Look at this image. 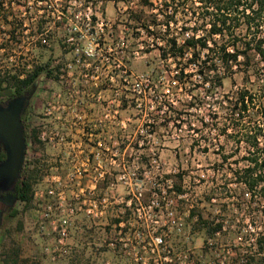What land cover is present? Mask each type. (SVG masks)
Returning a JSON list of instances; mask_svg holds the SVG:
<instances>
[{"label":"rangeland","instance_id":"obj_1","mask_svg":"<svg viewBox=\"0 0 264 264\" xmlns=\"http://www.w3.org/2000/svg\"><path fill=\"white\" fill-rule=\"evenodd\" d=\"M2 1L0 72L13 74L49 64L53 75L45 71L38 78L27 119L25 163L39 160L44 176L35 185L34 207L23 215V232L15 230L20 215L1 227L0 251L7 229L20 242L22 260L26 259L21 264H153L158 258L151 251L153 239L160 234L176 251L185 250L194 264H233L240 252L253 251L252 241L238 234L242 226L253 232L254 225L242 221L231 203L226 205L230 199L225 197L222 168L230 171L238 155L222 166L218 152L220 144L229 152L235 143L218 137L209 125L215 110L217 122L224 120L215 98L243 85L242 74L226 76L210 97L207 85L187 67V59L163 60L158 48L143 44L148 37H139L132 19L154 18L150 6H143L148 0H92L100 22L109 20L110 25L91 37L94 55L84 60L90 65L82 61L90 41L78 40L79 50L66 41L68 27L79 22L75 14L84 12L80 0ZM167 3L178 12L172 31L180 40L181 27L193 33L195 23L201 24L200 0ZM118 59L126 64L127 76L115 67ZM32 128L39 130L38 144L31 140ZM177 186L187 194L183 200L177 201L172 192ZM159 189H167L178 202L181 229H175L178 221L173 222L167 210L156 212V207L145 205L130 210L128 202L140 203V192L144 204L153 205L158 198L153 191ZM59 193L64 198L60 209ZM16 205L22 210V203ZM49 205L53 207L46 216ZM193 206L217 220L227 218L224 232L210 241L203 232H193V221L185 214ZM168 221L175 226L172 232L163 227ZM61 224L68 228L62 242L54 229Z\"/></svg>","mask_w":264,"mask_h":264},{"label":"trees","instance_id":"obj_2","mask_svg":"<svg viewBox=\"0 0 264 264\" xmlns=\"http://www.w3.org/2000/svg\"><path fill=\"white\" fill-rule=\"evenodd\" d=\"M200 2L203 9L198 13L201 24L195 23L192 35L182 44L177 42L176 37L169 38L171 48L161 47V55L164 59L171 55L180 62L189 53L187 63L198 66L197 73L212 98L216 88L223 86L226 76L242 74L243 85L224 93L220 99L215 98L214 103L225 114L224 120L217 122L219 111L215 110L209 125L215 127L218 137L224 136L235 143L229 152L225 151L224 144H220L221 165L225 166L238 155L233 160L236 166L231 164L230 171L222 168L226 179L224 193L228 195L225 197L230 199L226 205L231 203L241 220L245 222L248 219L255 227L251 233L244 231L243 226L240 228L239 237L250 239L253 251H247L245 255L240 252L233 259V264H264V0ZM3 3L0 0V6ZM191 13L196 15L195 11ZM201 29L205 31L202 34L199 33ZM45 71L53 75L49 64H35L30 70H19L13 74L0 72V91L11 88L15 95L27 97L33 92L34 82ZM212 106L210 103L209 107ZM38 135L39 130L32 128L30 136L34 144L40 142ZM28 142L29 139H26ZM208 149L205 148L206 151ZM34 162L33 165L24 164L16 182V196L23 204L22 210L16 205L11 212L12 217L21 216L15 228L17 233L25 228L23 215L34 207L35 185L44 176L39 160ZM176 190L183 191L181 186H177ZM208 199L211 201V196ZM226 219L217 220L211 214L205 215L197 206L190 208L192 231L203 232L206 240L224 232ZM116 221L120 223L122 218ZM21 261L26 259L22 260L20 242L14 238L12 230L7 229L0 251V264H21Z\"/></svg>","mask_w":264,"mask_h":264},{"label":"built area","instance_id":"obj_3","mask_svg":"<svg viewBox=\"0 0 264 264\" xmlns=\"http://www.w3.org/2000/svg\"><path fill=\"white\" fill-rule=\"evenodd\" d=\"M53 0H42V2H52ZM158 1V2H157ZM148 0L146 1V4H143V6H150L151 8V15H153L152 17H154L152 20L151 19H144V17H140L137 19H132V21H134V25L136 30L138 31L139 37L142 34H146V36L148 37V40L146 42H143L147 44V47H153V48H158L161 52V47L166 48L167 50L171 48V45L169 43V38L172 37H176L177 42L179 44H182L185 42V40L187 38H189L192 33L189 30H184L185 28L181 27V29L183 30V35H184V39L180 40V37L177 35L178 32L176 31H172L173 25L175 24V21L177 20V15L178 12L176 11V9H174L171 4L167 3L168 0ZM170 1V0H169ZM92 0H80V3H78L80 6L85 7L84 8V12H80L78 14H75V17H79V22L78 23H74L73 26L68 27L69 28V35L66 39V41L70 44H74L76 50H79V47L77 46L79 44L78 40H83L85 38H87L89 41L91 40V37L96 38L94 36V34L98 33V31H104V29H107L110 25V21H101L99 20V18L97 17V14L94 12L93 10V6L91 5ZM133 9V8H131ZM67 11V10H66ZM133 12H135V10H131ZM146 11L143 10V13H145ZM65 16V15H64ZM66 20L69 21L71 16H65ZM59 19H61V16H58ZM67 26H64V29H68ZM176 33V34H175ZM101 36V35H100ZM90 48H86L85 50V54H84V59H82L83 61V65H90V62H84L87 61L91 56L94 55V48H93V40L90 41L89 43ZM142 49H144V46H142ZM189 53L186 54V57L184 59H187L189 57ZM110 59H116V56H110ZM162 58V55H161ZM123 59V58H122ZM122 59H118V62L115 61V67L120 68L121 72H123V75H128V68L126 66V64L123 62ZM163 60H175L173 56L169 55V57L167 59L162 58ZM81 61V59H80ZM177 62V61H176ZM70 68L72 67L71 64L68 65ZM187 67H190L191 69H193V71H196L195 73H197L198 70V66L196 64H188ZM64 69V68H63ZM183 72H186V69L184 68V70H182ZM63 73V72H62ZM191 74V73H190ZM198 74V73H197ZM64 74H60V76H63ZM59 76V77H60ZM143 76V75H142ZM200 77V75H198ZM99 77V76H97ZM109 79H112V74L109 72L108 74ZM201 79V77H200ZM202 80V79H201ZM139 93H142V90H139ZM49 179V178H48ZM173 185L171 184V187L169 186V189L172 188ZM172 192L174 194H176V199L178 200H183L184 198H186V192L183 190L182 192H178L176 190V188L172 189ZM38 192L36 191V194ZM49 195H53L55 193V190L50 189L48 191ZM143 196V193L140 192V197ZM153 196H158V198H156V200H153V205L152 204H144V202L141 200V198L139 197L138 200L140 201V203H135L132 201L128 202V205L130 207V210H137L139 211V209H141L144 205L146 207H151L155 210L156 212H161L164 210H167V215H170L174 217L172 219L173 222H177L175 223L177 226V228H175L176 230L181 229L180 226H182V222H179L180 220L183 219V216L178 212L179 206L177 205V201H175V198H172L171 195L169 194L167 189H159V190H154L153 191ZM58 199H62L61 201H59V206H57L59 209L62 207L63 205V201L64 198L62 196L61 193H59L58 195ZM76 197L79 198L80 196L78 194H76ZM78 203H80V201H78ZM85 203V202H84ZM138 204H140V206H138ZM133 205V207H131ZM169 206H171L172 208L169 210ZM53 205H49L48 206V212L46 213V216L49 215V211L52 210ZM78 210H81V208H83V206H78L77 207ZM189 213H185L183 212V214L185 213L186 215H190V209H188ZM122 222V221H121ZM120 222V223H121ZM123 225V224H121ZM172 224H169L165 222V226L164 229L166 228L169 232H172L175 227ZM123 227V226H122ZM162 227V226H161ZM54 229L57 230L60 233V242L63 241L64 237L67 236L68 234V228L67 226H64L63 224H61V227H58L56 225H54ZM211 239H209L208 241H210ZM153 243H154V247L151 249L152 252H157L158 254V258H154L153 260V264H194L193 263V259L190 258V255L185 251V250H178L176 251V249L174 247H172L170 244H168L167 240L164 238V236H162L160 234V236H156L153 239ZM169 245V246H168ZM162 248V249H161ZM161 251H163V254L161 255ZM137 256V253L135 254ZM138 260V258H137ZM210 264H216V263H210ZM222 264H224V262L222 261ZM228 264V263H225Z\"/></svg>","mask_w":264,"mask_h":264},{"label":"water","instance_id":"obj_4","mask_svg":"<svg viewBox=\"0 0 264 264\" xmlns=\"http://www.w3.org/2000/svg\"><path fill=\"white\" fill-rule=\"evenodd\" d=\"M37 86L38 79L34 82L33 92L29 96L12 100L8 110L0 109V136L5 141L7 151V160L0 164V176L8 177L13 185L20 178L28 146L21 112L26 100L32 99Z\"/></svg>","mask_w":264,"mask_h":264},{"label":"flooded vegetation","instance_id":"obj_5","mask_svg":"<svg viewBox=\"0 0 264 264\" xmlns=\"http://www.w3.org/2000/svg\"><path fill=\"white\" fill-rule=\"evenodd\" d=\"M9 90V92H7ZM6 92V93H5ZM14 89H4L0 91V109L8 110L10 108V102L16 99ZM30 101H26L21 112V120L25 129V137L27 136V119L28 112L30 110ZM7 160V151L5 147V141L0 136V164ZM11 181L6 176H0V227H2L5 221L12 217L11 212L19 202L16 196V184L10 188Z\"/></svg>","mask_w":264,"mask_h":264},{"label":"crops","instance_id":"obj_6","mask_svg":"<svg viewBox=\"0 0 264 264\" xmlns=\"http://www.w3.org/2000/svg\"><path fill=\"white\" fill-rule=\"evenodd\" d=\"M82 242L79 240V241H77V244H81Z\"/></svg>","mask_w":264,"mask_h":264}]
</instances>
